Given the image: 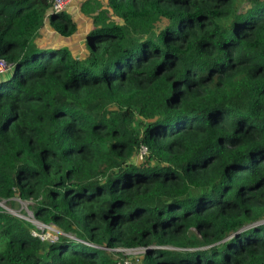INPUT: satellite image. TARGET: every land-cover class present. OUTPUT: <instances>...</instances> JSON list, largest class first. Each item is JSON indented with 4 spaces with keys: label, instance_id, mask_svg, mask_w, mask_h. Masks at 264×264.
Segmentation results:
<instances>
[{
    "label": "trees",
    "instance_id": "16d2710c",
    "mask_svg": "<svg viewBox=\"0 0 264 264\" xmlns=\"http://www.w3.org/2000/svg\"><path fill=\"white\" fill-rule=\"evenodd\" d=\"M106 2L0 0V264H264V0Z\"/></svg>",
    "mask_w": 264,
    "mask_h": 264
},
{
    "label": "rangeland",
    "instance_id": "374dc122",
    "mask_svg": "<svg viewBox=\"0 0 264 264\" xmlns=\"http://www.w3.org/2000/svg\"><path fill=\"white\" fill-rule=\"evenodd\" d=\"M85 0H74L71 4V6L66 10L68 13H70L74 20L78 23L79 25V32L77 33V35H75L72 38L69 39H59V37L56 35V33L52 32L49 27H46V31L44 32V37L45 40H49L51 42H55V43H61L64 46H68L72 49V51L75 53V56L77 57H83L85 55V53H87V47L85 44L86 41V30L89 26V19L86 18L81 11V6L83 4ZM104 8L103 11H107V2L106 0H101ZM110 16H112L111 13H109ZM13 69H11L10 71H8L7 73L1 74L0 75V81L1 80H6L9 79L12 76ZM2 204H0V207L5 209V210H9L11 213H15L14 215L18 214L19 216L23 217L21 219L26 220L28 222H30L32 225H34L37 230H33L34 232L38 233V234H46L47 237L50 238V240L48 241H56L58 239V234L60 233L59 229L54 226L52 227L53 229H55V231H57V233H53L51 229L46 228L43 223H41L40 221H38L32 211L29 209V202H22L18 199H16L15 202V207H13L14 209H11L10 206L8 207L6 202H0ZM33 217V218H31ZM20 218V217H19ZM44 229H47L44 233H41V231H43ZM40 230V231H39ZM127 257H130L131 260L136 259L137 257H142L143 255V251L136 249V250H130L128 251V253L124 254Z\"/></svg>",
    "mask_w": 264,
    "mask_h": 264
},
{
    "label": "built area",
    "instance_id": "2783aa9c",
    "mask_svg": "<svg viewBox=\"0 0 264 264\" xmlns=\"http://www.w3.org/2000/svg\"><path fill=\"white\" fill-rule=\"evenodd\" d=\"M74 0H53V11L55 13H61V12H64L66 11L72 4ZM12 69V66L9 65L8 63H6L5 61L1 60L0 59V75L1 74H4V73H7L8 71H10ZM148 154V149L147 147L145 146H142L141 150H140V155H139V159L140 161H143L145 156ZM8 212H10L9 210H7ZM11 213V212H10ZM13 214V213H11ZM15 214V213H14ZM13 214V215H14ZM16 217H20V218H23L21 216H19L18 214L14 215ZM33 218V217H31ZM46 228L48 229H51L53 233H57V231H55V229H53L52 227H54L53 225H45L43 224ZM47 229H44L43 231H41V233H44ZM40 231V230H39ZM58 234V233H57ZM33 235L34 236H37L39 237L40 239H42L43 241H48L50 240L49 237H47L46 234H38L36 232L33 231ZM141 250V249H139ZM119 252H122L123 254H126L128 253V251H130L129 249H123V248H120L118 249ZM143 251V254H144V250ZM138 258V257H137ZM125 264H130V262L128 260H126Z\"/></svg>",
    "mask_w": 264,
    "mask_h": 264
},
{
    "label": "crops",
    "instance_id": "0c3cea01",
    "mask_svg": "<svg viewBox=\"0 0 264 264\" xmlns=\"http://www.w3.org/2000/svg\"><path fill=\"white\" fill-rule=\"evenodd\" d=\"M90 22V21H89ZM89 27V26H88ZM88 29V28H87ZM86 33H87V30H86Z\"/></svg>",
    "mask_w": 264,
    "mask_h": 264
},
{
    "label": "water",
    "instance_id": "95a60500",
    "mask_svg": "<svg viewBox=\"0 0 264 264\" xmlns=\"http://www.w3.org/2000/svg\"><path fill=\"white\" fill-rule=\"evenodd\" d=\"M0 204H2V203H0Z\"/></svg>",
    "mask_w": 264,
    "mask_h": 264
}]
</instances>
